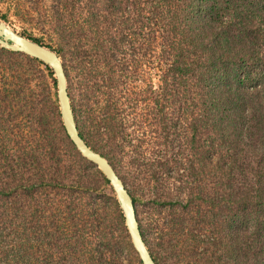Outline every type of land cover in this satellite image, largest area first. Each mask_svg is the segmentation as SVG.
Segmentation results:
<instances>
[{"label":"trees","instance_id":"trees-1","mask_svg":"<svg viewBox=\"0 0 264 264\" xmlns=\"http://www.w3.org/2000/svg\"><path fill=\"white\" fill-rule=\"evenodd\" d=\"M54 3L50 17L19 8L30 25L22 35L68 57V90L102 144L90 147L160 203L185 195L187 211L163 207L156 219L163 264H264V0ZM33 62L55 85L47 65L0 47V264H82L65 251L69 206L44 186L66 172L47 171L45 157L7 133L14 103L37 125L46 158L59 148L48 116L56 93L52 101L32 85ZM86 191L71 210L97 237L104 263L123 264L117 247L132 248L115 231L117 202L115 226ZM199 241L209 247L199 250Z\"/></svg>","mask_w":264,"mask_h":264},{"label":"rangeland","instance_id":"rangeland-1","mask_svg":"<svg viewBox=\"0 0 264 264\" xmlns=\"http://www.w3.org/2000/svg\"><path fill=\"white\" fill-rule=\"evenodd\" d=\"M19 8L29 10L32 16H34L35 18L42 17L43 15L50 17L56 12L54 0H0V19L3 20L2 15L6 13L7 18L3 21H5L9 27L13 28L21 35L23 33L25 34V29H29L30 25L25 20V18H22L20 16ZM59 18H61L60 15ZM31 31L32 36L36 37L39 32L43 33L41 31L38 32L35 29H32ZM52 48L50 49L54 50L61 59L67 75L70 70V62L68 57L65 56L62 52H59L57 50V47L53 46ZM31 70L32 77L34 78L32 85L35 84L39 87V89L41 88L44 96L47 98L50 97V99L53 101V95L54 93H56V84H53L52 78L50 77L48 71L44 68V66L36 62L31 63ZM48 93L49 96H47ZM68 93L79 133L83 136L84 140L89 146L96 148L98 145H102L101 142H97L94 135L88 131L83 118V110L80 107L77 92L75 91V89L72 88L71 90V88H69ZM56 103L57 107L54 108V106H51L48 108V116L51 120V123L53 124L52 127H54V124L56 126L54 135L57 139L61 138L57 142L59 148L53 157L49 156L46 158L47 153L42 149V137L39 134L37 125L32 123V121L29 120L23 114V112L19 110L18 107L14 106V103L11 104L9 110L6 111L9 117L7 124V133L16 141H21V145L25 146L27 149L31 148V153H33L37 157H45L48 164L47 171L52 172L51 167L49 166L53 165L54 169L58 173L63 174L66 172V178L62 181L61 184L54 183L51 180L50 183L44 186L51 192L49 194L50 197H54L58 201L64 200L67 202L66 205L69 206V209H66L65 212L69 213V229L73 237V245L71 249H65V251L71 253L73 257H70L71 260L74 263L75 260H80L82 264H105L103 254L100 252L101 247L100 245H98L97 237H95L88 230V224L83 223L84 218L81 216V214H77L75 210H71V208L77 201L75 197L78 196V192H84L85 190H87L86 192L89 197H92L91 200L94 201V205L96 204V207H99L97 208L99 209V212L107 213V215L114 221L116 226V214L114 212V207L112 206V201H116V197L110 184L104 182V176L98 169V167L83 158L68 139L59 114L58 101ZM45 104L48 106L50 102H46ZM51 130L52 129H50V131ZM103 156L115 169L116 173L124 182L129 193L131 192L130 194L136 195L137 200L135 202V209L143 239L154 261L157 264H163L165 262L163 254L164 246L163 241L162 239H159V234L156 230V219L159 218L158 213H160L161 208L163 207H167L168 211H187V207L183 206L186 203L185 195H177L173 197L174 199L172 201H169L167 199L165 203H160L158 200L159 198L157 199L156 197H154L147 189L141 186H136V188H134V185L131 182V178H129V175L125 173L121 163L118 162V160L106 155ZM86 198L87 197H84V200ZM182 198L184 199V201L181 200ZM45 199L46 197H40L41 201H44ZM174 200H176V202H174ZM202 205L203 204L200 205L201 209L203 208ZM86 226L88 229L86 228ZM115 229L121 239L124 240V238H127L129 243L131 244L128 232L124 224V219L123 223L117 222V226L115 227ZM197 233L199 239L205 240V231ZM198 245L199 250L209 247L207 243L203 244V242L201 241H199ZM131 248L133 251L130 250V248H128L127 246L122 247L119 245V248L117 247V251L119 249L121 250V262L123 264H141L139 257L133 249L132 245ZM56 250L58 251L57 253H59V250H62L60 241L58 242Z\"/></svg>","mask_w":264,"mask_h":264},{"label":"water","instance_id":"water-1","mask_svg":"<svg viewBox=\"0 0 264 264\" xmlns=\"http://www.w3.org/2000/svg\"><path fill=\"white\" fill-rule=\"evenodd\" d=\"M0 47L24 53L41 61L51 69L56 84L59 114L68 139L83 158L98 167L110 184L122 212L131 245L137 253L141 264H156L143 239L135 204L124 182L109 161L99 152L92 149L79 133L68 93L67 75L57 53L49 47L19 34L13 28H9L7 23L1 19Z\"/></svg>","mask_w":264,"mask_h":264},{"label":"bare ground","instance_id":"bare-ground-1","mask_svg":"<svg viewBox=\"0 0 264 264\" xmlns=\"http://www.w3.org/2000/svg\"><path fill=\"white\" fill-rule=\"evenodd\" d=\"M9 27V26H8ZM10 28V27H9Z\"/></svg>","mask_w":264,"mask_h":264}]
</instances>
